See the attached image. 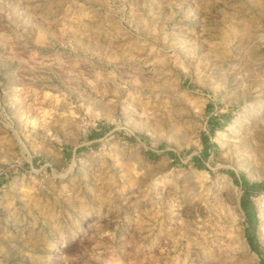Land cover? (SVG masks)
<instances>
[{"label": "rangeland", "instance_id": "rangeland-1", "mask_svg": "<svg viewBox=\"0 0 264 264\" xmlns=\"http://www.w3.org/2000/svg\"><path fill=\"white\" fill-rule=\"evenodd\" d=\"M0 264H264V0H0Z\"/></svg>", "mask_w": 264, "mask_h": 264}, {"label": "bare ground", "instance_id": "bare-ground-1", "mask_svg": "<svg viewBox=\"0 0 264 264\" xmlns=\"http://www.w3.org/2000/svg\"><path fill=\"white\" fill-rule=\"evenodd\" d=\"M231 29V28H230ZM238 32H236V36H238V34H237ZM245 35V34H244ZM243 35V36H244ZM243 38V37H242ZM238 195H240V194H238ZM239 197V196H238ZM237 197V201H238V203L240 202V199ZM242 246H244L245 247V245H242ZM253 256H255V255H253Z\"/></svg>", "mask_w": 264, "mask_h": 264}]
</instances>
